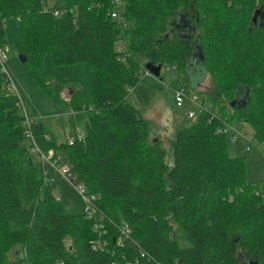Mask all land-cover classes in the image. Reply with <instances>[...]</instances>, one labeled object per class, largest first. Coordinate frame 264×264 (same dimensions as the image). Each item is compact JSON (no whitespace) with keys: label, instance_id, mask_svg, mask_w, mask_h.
<instances>
[{"label":"trees","instance_id":"1","mask_svg":"<svg viewBox=\"0 0 264 264\" xmlns=\"http://www.w3.org/2000/svg\"><path fill=\"white\" fill-rule=\"evenodd\" d=\"M0 18V46L7 19H17L22 40L13 48L30 75L68 110L87 113L86 135L61 147L94 210L60 212L41 194L48 170L19 140L44 132L23 123L0 67V264L11 249L16 264H264V195L246 180L245 156L231 155L217 131L244 121L250 141L264 144V0H0ZM138 51L161 67L198 60L210 78L211 105L175 130L171 164L127 97L140 80ZM45 58L84 63L89 91L55 80ZM173 222L188 245L178 244ZM125 223L130 239L119 245ZM99 235L105 249L92 248Z\"/></svg>","mask_w":264,"mask_h":264},{"label":"rangeland","instance_id":"2","mask_svg":"<svg viewBox=\"0 0 264 264\" xmlns=\"http://www.w3.org/2000/svg\"><path fill=\"white\" fill-rule=\"evenodd\" d=\"M47 7L61 4V0H43ZM123 9V4L121 6ZM182 20V18H179ZM183 21V20H182ZM128 26L123 22V27ZM6 45L4 49L8 54L5 71L11 80V87L19 97L21 112L29 120L41 126L44 133H32L19 140L21 146L32 151L35 164L48 170V180L41 189V194L50 195L60 212L78 213L85 209L87 202L79 192L82 181L77 172L68 162L62 144L73 136L84 137L87 133V113L85 111H70L64 102L47 95L30 75L27 66L21 62L13 46L22 40V32L17 19H7L5 25ZM121 47L124 43L121 42ZM141 65L140 80L128 93V100L135 105L148 124L150 136L159 139L166 152V160L172 163V143L175 139V130L187 126L196 120L188 117L187 113L194 110L196 114L200 104L211 105L206 95L210 78L201 69L198 60L190 63L184 70L174 64L170 67L163 64L159 76H154L144 69L146 56L144 51L135 53ZM44 68L58 82L75 81L87 92L89 91V78L86 65L77 63L68 66H53L45 58ZM183 88L189 95H195L197 100L190 102L186 97L182 107L175 104V90ZM197 103V104H196ZM228 112H231L227 108ZM232 134L238 139L232 141ZM253 129L250 123L233 119L231 126L227 127L228 151L231 155L245 156L246 180L255 184L264 195V144L254 139L250 141ZM247 145L249 148H247ZM34 150H32V147ZM51 153L57 162L51 160ZM43 154V158L41 157ZM173 232L180 246L189 244L184 229L173 222ZM8 263H18L16 255L11 249L8 252Z\"/></svg>","mask_w":264,"mask_h":264},{"label":"built area","instance_id":"3","mask_svg":"<svg viewBox=\"0 0 264 264\" xmlns=\"http://www.w3.org/2000/svg\"><path fill=\"white\" fill-rule=\"evenodd\" d=\"M117 5V4H116ZM117 10H113V12L111 13L112 16H117V13H116ZM55 15H58L59 12L58 10H54L53 12ZM0 21H1V18H0ZM8 61V54L6 52V50L0 46V67H1V70L6 72L5 71V65H6V62ZM12 88V87H11ZM188 98V100L192 103L195 104L196 100H197V97L195 95H186V93L184 92L183 88H179V89H176L175 90V95H174V99H175V104L177 107H182L183 104H184V100L185 98ZM20 108H22L21 104L18 105ZM199 111H201V107L199 109ZM198 111V112H199ZM198 114V113H197ZM196 112L194 110H190L187 115L188 117L190 118H193L195 117V115L197 116ZM32 120H29L25 117L23 123L29 127L30 124H31ZM208 122H210V119L208 120ZM228 127V126H227ZM227 127H224V128H218L217 131L218 132H222V133H226L227 132ZM27 133L29 136H32L30 130L28 129L27 130ZM230 139L232 141H235L238 139V136L237 134H232ZM70 144H72V139H70L68 141ZM247 148H249V146H247ZM32 150H34V148H32ZM48 155H51L49 157H51V160L53 162H57V158H55V155L53 156L51 153H49ZM41 157L43 158V154H41ZM79 190L82 191L83 188L82 187H79ZM85 200L87 202V205L85 207V210L87 212V215L92 217L94 215V210L90 207L91 204H90V200L85 197ZM130 235H131V228L129 227V225L127 223L123 224L120 226V232L119 234L115 237L116 239V243H118L119 245H122L125 241L129 240L130 239ZM106 239L105 238H100V235L96 238H93L91 239V243H92V248L94 249H105V245H106ZM144 252H142L141 254H143ZM113 264H121L117 261H113ZM122 264H135L134 261L132 260H129V259H124L123 263Z\"/></svg>","mask_w":264,"mask_h":264},{"label":"water","instance_id":"4","mask_svg":"<svg viewBox=\"0 0 264 264\" xmlns=\"http://www.w3.org/2000/svg\"><path fill=\"white\" fill-rule=\"evenodd\" d=\"M254 19H255V16H254ZM21 62H25L26 60V57L22 54H18ZM144 69L151 73L152 75L154 76H159L160 75V70H161V64H157V65H154L150 62H146L145 65H144Z\"/></svg>","mask_w":264,"mask_h":264}]
</instances>
